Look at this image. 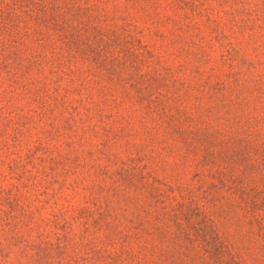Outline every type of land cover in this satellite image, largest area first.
I'll use <instances>...</instances> for the list:
<instances>
[{"label": "rangeland", "instance_id": "1", "mask_svg": "<svg viewBox=\"0 0 264 264\" xmlns=\"http://www.w3.org/2000/svg\"><path fill=\"white\" fill-rule=\"evenodd\" d=\"M61 5L83 41H114L0 55V264H195L186 236L217 264L209 243L250 239L244 264H264L234 204L264 193L245 141L264 134V0Z\"/></svg>", "mask_w": 264, "mask_h": 264}, {"label": "trees", "instance_id": "2", "mask_svg": "<svg viewBox=\"0 0 264 264\" xmlns=\"http://www.w3.org/2000/svg\"><path fill=\"white\" fill-rule=\"evenodd\" d=\"M65 3L67 0H63ZM62 0H0V55L5 60L11 57L17 58L25 51L23 48L26 41L33 39L40 46H47L59 42L63 49L58 53L60 57H69L71 52L78 51L82 55H87L90 48L93 58H100L109 52L113 38L107 37L100 28L93 26L91 43L89 39H82L81 28L73 25L77 14H69L67 5H61ZM69 3V2H68ZM18 11V12H16ZM241 140V139H240ZM246 144L251 146L254 154L258 155L259 163L255 168L264 167V134L260 130H249ZM210 200L209 202H213ZM235 216L248 229L246 236L262 233L264 237V193L255 187L248 193H241L236 196ZM222 206V205H220ZM224 206V205H223ZM261 211L262 214H258ZM222 216L225 212L221 207L217 210ZM255 224L257 231L249 228ZM245 237V234H244ZM187 246L193 249L192 261L195 264H217L210 258V250L202 247L194 239L186 236ZM217 253H226L234 264H244L246 257L251 251L252 241L245 239L239 249L233 254L223 244L214 240L209 243ZM220 264V262H218Z\"/></svg>", "mask_w": 264, "mask_h": 264}]
</instances>
